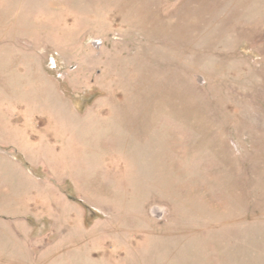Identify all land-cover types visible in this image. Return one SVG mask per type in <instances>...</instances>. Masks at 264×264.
<instances>
[{
	"label": "rangeland",
	"instance_id": "1",
	"mask_svg": "<svg viewBox=\"0 0 264 264\" xmlns=\"http://www.w3.org/2000/svg\"><path fill=\"white\" fill-rule=\"evenodd\" d=\"M0 264H264V0H0Z\"/></svg>",
	"mask_w": 264,
	"mask_h": 264
}]
</instances>
